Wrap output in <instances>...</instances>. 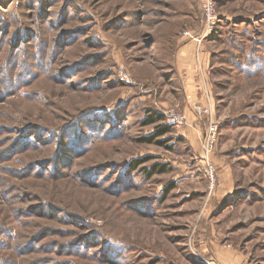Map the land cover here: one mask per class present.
Segmentation results:
<instances>
[{
  "label": "rangeland",
  "instance_id": "rangeland-1",
  "mask_svg": "<svg viewBox=\"0 0 264 264\" xmlns=\"http://www.w3.org/2000/svg\"><path fill=\"white\" fill-rule=\"evenodd\" d=\"M214 263L264 264V0H0V264Z\"/></svg>",
  "mask_w": 264,
  "mask_h": 264
},
{
  "label": "built area",
  "instance_id": "built-area-1",
  "mask_svg": "<svg viewBox=\"0 0 264 264\" xmlns=\"http://www.w3.org/2000/svg\"><path fill=\"white\" fill-rule=\"evenodd\" d=\"M168 122L174 126L180 127L185 123V117L181 114H178L177 112H173L170 116H168ZM216 134H217V123L214 120V118L211 116L209 117L207 130L203 138V145L207 151L206 172L211 184V188H213L217 182V168L210 159V155L214 149L216 142Z\"/></svg>",
  "mask_w": 264,
  "mask_h": 264
},
{
  "label": "trees",
  "instance_id": "trees-1",
  "mask_svg": "<svg viewBox=\"0 0 264 264\" xmlns=\"http://www.w3.org/2000/svg\"><path fill=\"white\" fill-rule=\"evenodd\" d=\"M162 118H163L162 115L158 116L156 114H152V116L148 120V123L155 122V121H157L159 119H162ZM171 130H172V126L171 125L167 124L166 126H159V131L157 133L153 134L151 137L145 138V140L148 141V142H153L156 137H158L159 135H163V134H165V133H167V132H169ZM159 143L162 144V142H159ZM163 170H164V167L159 168V171H163Z\"/></svg>",
  "mask_w": 264,
  "mask_h": 264
},
{
  "label": "crops",
  "instance_id": "crops-1",
  "mask_svg": "<svg viewBox=\"0 0 264 264\" xmlns=\"http://www.w3.org/2000/svg\"><path fill=\"white\" fill-rule=\"evenodd\" d=\"M181 61V60H180ZM180 67H181V69L183 68V64H180ZM188 100L190 101V100H192V96H191V98L190 97H188ZM194 114V113H193Z\"/></svg>",
  "mask_w": 264,
  "mask_h": 264
}]
</instances>
